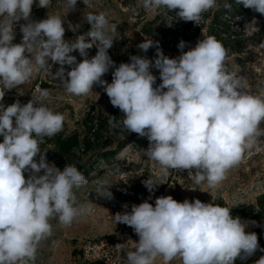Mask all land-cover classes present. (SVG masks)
<instances>
[{"label": "clouds", "instance_id": "1", "mask_svg": "<svg viewBox=\"0 0 264 264\" xmlns=\"http://www.w3.org/2000/svg\"><path fill=\"white\" fill-rule=\"evenodd\" d=\"M36 2L0 0V101L5 90L49 70L51 60L60 65L53 78L60 79L68 94L87 96L95 84L104 87L112 106L123 113V129L148 139L144 155L164 176L170 169L189 170L197 185L206 182L215 189L245 153L260 150L264 93L252 94L246 81L228 70L227 50L215 36L202 32L203 39L187 51L181 40L177 46L181 55L176 58H169L158 42L145 38L137 47L146 53L155 46L154 63L133 55L130 63L115 67L108 83L102 77L114 65L108 50L114 41L110 33L116 30L108 14L87 13L91 29L69 42L64 39L66 29L59 15L31 19ZM235 3L264 15V0ZM50 4L51 0H38L40 8L48 9ZM83 4L90 6L89 0ZM76 5L77 0H65L69 12ZM223 6L232 9L229 3ZM142 7L149 12L164 8L175 12L179 20L198 25L203 14L219 4L218 0H142ZM21 20L25 21L20 25L22 40L14 43V26ZM93 45L97 53L88 59L87 50ZM77 50L84 57L79 63L70 55ZM65 65H74L66 75ZM151 68L159 70L162 82L158 86H154L157 77ZM49 97L47 89L37 88L25 104L16 100L5 107L0 103V264H35L41 241L52 234L50 221L58 219L68 227L85 211L75 206L73 192L88 183L84 174L69 164L60 170L47 162L46 151H40L38 138L58 134L65 120L48 105ZM108 123L118 126L115 117ZM38 155L39 162L34 159ZM25 172L31 173L27 179ZM144 184L152 193L160 183L147 179ZM98 195L112 197L103 187ZM231 210L199 199L178 202L171 195L157 197L154 206L145 200L133 204L130 212L113 216L116 224L131 227L139 237L132 250L126 251L125 244L115 248L126 254L127 264H156L157 259L162 264L174 259L181 264H235L237 259L253 256L260 246L257 234L246 232L247 223L233 217ZM256 264H264V256Z\"/></svg>", "mask_w": 264, "mask_h": 264}, {"label": "rangeland", "instance_id": "2", "mask_svg": "<svg viewBox=\"0 0 264 264\" xmlns=\"http://www.w3.org/2000/svg\"><path fill=\"white\" fill-rule=\"evenodd\" d=\"M37 3L38 0L33 4L32 11ZM89 4L90 6H86L83 0H77L76 9L69 12L65 6V0H51L48 9L41 8L34 21L46 19L47 15H59L66 29L64 39L72 42L76 37L86 34L91 29V25L85 18L87 13L106 12L110 25L116 29L110 33L114 41L113 46L108 50V55L114 65L102 77L108 83L112 81V72L115 67L121 63H130L131 56L138 55L150 59L148 53L137 47L145 38L148 39L142 34V27L164 8L156 12L146 11L142 7V0H89ZM172 19L180 21L176 15L171 16L170 20ZM254 21L255 26L252 21L246 31L249 37L257 33L259 28V22ZM15 32L14 43H19L22 40V33L16 29ZM202 32L206 35L208 30L204 28L198 40L203 39ZM260 39L248 41L244 52L239 55H231L227 52L226 67L246 81L247 90L252 94L264 93V39L259 44ZM198 40L195 39L191 44H186L184 51L194 47ZM148 51L150 54L154 53L152 55V57L155 56L154 59H150L154 63L156 47H151ZM87 52V58L91 59L97 53L96 46L93 45ZM70 55L76 57L77 63L84 59L78 50ZM179 55H181V50L178 53L172 51L167 56L176 58ZM59 67L60 65L54 63L48 67L49 70L35 73L30 82L14 88L13 91L5 92L4 99L0 103H3L5 107L16 100H19L21 104L27 103L32 98V94L36 92L39 81H42L40 89H47L50 92L48 105L53 111L65 117L64 136L76 135L81 143L84 142L89 134L85 118L92 111L97 119L115 117V120L118 119L119 127L115 129L109 125L104 131L106 138L103 142L96 144L87 153L80 148L66 158H56L53 154L54 146L47 144L44 137L38 138L41 153L46 151L47 162L55 164L60 170H63L67 164L77 166L88 183L79 188H73L76 196L75 206L85 211L68 227L62 226L58 219L50 221L52 234L41 241L36 253L35 264H95L82 254L75 256L73 253L74 250L81 251L83 243L89 240H109V246L103 252L108 256L109 263L127 264L126 254L118 252L115 246L125 244L126 251L132 250L139 237L131 227L121 223L116 224L113 216L118 212H130L133 204L139 205L145 200L154 206L155 199L160 196L171 195L178 202H183L185 199L190 202L199 199L203 203H213L232 209L233 217L239 216L247 223L245 231L249 233H256L261 226H264V137L258 140L260 150L253 149L250 153H245L242 162L228 170L225 179L215 189L208 188L206 182L197 185L194 182V176L189 174V170L170 169L168 175L164 176L160 173L159 166L144 155L149 146L148 139L136 133L126 132L119 117L113 116L114 107L104 87L95 84L93 91L87 96L70 95L65 91L60 79L53 78L52 74H55ZM64 67L66 75L74 65ZM150 70L157 77L154 86H158L162 82L159 78V70L155 68ZM261 126L264 127V123ZM123 140H130L131 143L119 154L107 160L96 158L101 157L104 151L115 150ZM34 159L39 162V155ZM84 167L85 170H83ZM192 172L194 174L195 170L193 169ZM30 174V172H25V178L27 179ZM42 174L43 170L38 175ZM147 179L160 183L154 187L152 193L145 187L144 182ZM162 186H164L163 195L159 192ZM101 187L108 188L112 193L110 199L98 195ZM124 205H127V208ZM256 216L260 219H254ZM260 257L258 255L253 259L254 264ZM156 264H162V260L157 259ZM171 264H181V261L174 259Z\"/></svg>", "mask_w": 264, "mask_h": 264}, {"label": "trees", "instance_id": "3", "mask_svg": "<svg viewBox=\"0 0 264 264\" xmlns=\"http://www.w3.org/2000/svg\"><path fill=\"white\" fill-rule=\"evenodd\" d=\"M229 3L232 5V9L229 11L224 8V4ZM219 8H214L203 14V18L198 22V25L193 22H185L183 20L176 21L171 19V16H175V12H170L166 9L160 11L154 19L147 21L142 27V34L148 39H153L154 42H158L160 49L167 56L172 51L178 53L180 49L177 47L181 40L187 45L194 42L195 39L200 38L201 31L205 28L208 30L206 35L215 36L220 41L227 52L231 55H239L244 52L248 41L254 39H260V43L264 39V15L254 11L253 9L245 8L242 4L237 5L235 0H218ZM177 16V15H176ZM174 18V17H173ZM259 22V28L257 33L251 37L246 35L249 24L252 21ZM260 46V45H257ZM150 59H154V53L147 51ZM177 55V54H176ZM113 116H118L119 119L123 118V113L116 107L113 109ZM95 113L89 112L86 115L85 121L88 126L89 134L85 138L84 142H80L76 135L64 136L63 130L66 127L64 120L63 130L53 137H44L47 144L54 146L53 154L56 158H66L75 153L76 150L82 149L84 152H89L93 147L103 142L106 138L104 135L105 129L109 127V117H103L97 119ZM113 119V118H112ZM118 124V119L115 120ZM119 127V125L117 126ZM117 127H114L115 129ZM3 141V137L0 136V142ZM130 140H123L115 150L104 151L100 156L96 158L109 159L119 154L124 148L130 145ZM85 170V167L83 168ZM161 195L164 193V186L160 188ZM259 220L260 217L254 218ZM258 236L259 249L256 253L246 260L237 259L235 264H254L253 259L256 256H264V226L256 232ZM77 256L81 252L79 250L73 251Z\"/></svg>", "mask_w": 264, "mask_h": 264}, {"label": "built area", "instance_id": "4", "mask_svg": "<svg viewBox=\"0 0 264 264\" xmlns=\"http://www.w3.org/2000/svg\"><path fill=\"white\" fill-rule=\"evenodd\" d=\"M40 10L41 8L38 6V3H37V5L33 7V11L31 12V19L33 21L37 19V15ZM24 23L25 21L23 20L17 22L14 26L15 29L20 30V25ZM48 63H49L48 67L54 64L51 60H49ZM41 85H42V81H39V84L36 86V89L41 88ZM2 88H3V85L0 84V89ZM13 90L14 89L5 90V92H10ZM112 241H115V240H112ZM109 243H110L109 240H89L83 243V245L81 246L80 254H82L86 259H89L95 262V264H110L108 256L104 255L103 253L105 252L106 248L109 246Z\"/></svg>", "mask_w": 264, "mask_h": 264}]
</instances>
